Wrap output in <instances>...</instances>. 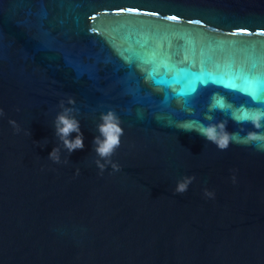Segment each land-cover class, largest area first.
Wrapping results in <instances>:
<instances>
[{
	"label": "water",
	"instance_id": "water-1",
	"mask_svg": "<svg viewBox=\"0 0 264 264\" xmlns=\"http://www.w3.org/2000/svg\"><path fill=\"white\" fill-rule=\"evenodd\" d=\"M245 76L264 87V0H0V264H264V147L180 128L264 132L237 119L264 110ZM109 110L120 169L101 172Z\"/></svg>",
	"mask_w": 264,
	"mask_h": 264
},
{
	"label": "clouds",
	"instance_id": "clouds-1",
	"mask_svg": "<svg viewBox=\"0 0 264 264\" xmlns=\"http://www.w3.org/2000/svg\"><path fill=\"white\" fill-rule=\"evenodd\" d=\"M69 104H75V98H68ZM63 105V101L61 102ZM217 105H212L210 111L215 110ZM73 111L72 108H64V110L58 113L56 117V131L57 135L62 139L64 147L67 148L68 152H74L77 149L84 148V136L80 130V122L74 116L70 115ZM0 115H3V110L0 109ZM209 120L214 119L213 116L207 115L206 117ZM101 123L98 125V132L94 138L95 151L97 155L101 158L96 161L97 166L103 172L108 164H111V167L114 171H119L120 165L111 160V156L115 149L119 147L121 143V136L124 133V129L121 126L120 118L117 114L109 110L107 112L101 113L100 116ZM243 121L251 122L256 129L264 128V110L256 109L252 111L244 112ZM10 123L13 127L19 131V126L16 121L10 120ZM227 122L221 121L219 123H210L204 125L199 121H189L182 125L180 128L184 131H197L201 136L206 138L208 141L216 144L217 147L221 150H226L230 143H249L252 141L257 142L258 147H264V132L259 131H250L245 137H241L239 133L228 132L226 130ZM77 133L75 138H70L71 133ZM49 158L56 163H59L61 160L60 149L53 148L49 153ZM103 161V162H102ZM79 174V169L76 170ZM195 179L194 176H185L177 182L175 192L184 193L187 191L189 185ZM235 179V178H234ZM207 196L211 197L214 195L212 192L206 191Z\"/></svg>",
	"mask_w": 264,
	"mask_h": 264
},
{
	"label": "snow or ice",
	"instance_id": "snow-or-ice-1",
	"mask_svg": "<svg viewBox=\"0 0 264 264\" xmlns=\"http://www.w3.org/2000/svg\"><path fill=\"white\" fill-rule=\"evenodd\" d=\"M129 11H134L132 9H129ZM175 19V17H173ZM245 83L247 85V88L244 89V91L257 103H264V87H261L260 80L252 81L249 79L248 76L244 77ZM191 91H195V86L191 88ZM223 107V105H220ZM244 116V113L237 117V119L242 120Z\"/></svg>",
	"mask_w": 264,
	"mask_h": 264
}]
</instances>
